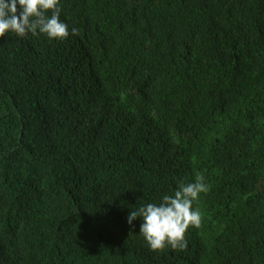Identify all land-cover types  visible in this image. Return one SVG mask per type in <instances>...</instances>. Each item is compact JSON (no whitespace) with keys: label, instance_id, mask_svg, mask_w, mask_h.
Segmentation results:
<instances>
[{"label":"trees","instance_id":"1","mask_svg":"<svg viewBox=\"0 0 264 264\" xmlns=\"http://www.w3.org/2000/svg\"><path fill=\"white\" fill-rule=\"evenodd\" d=\"M59 8L66 39L0 37V264H264V0ZM198 175L151 250L128 214Z\"/></svg>","mask_w":264,"mask_h":264},{"label":"clouds","instance_id":"2","mask_svg":"<svg viewBox=\"0 0 264 264\" xmlns=\"http://www.w3.org/2000/svg\"><path fill=\"white\" fill-rule=\"evenodd\" d=\"M59 17V0H0V37L12 32L20 37L39 33L49 39H66L68 26ZM72 34H78V30L73 28ZM207 191L204 177L198 175L193 182H181L174 195H164L160 203L131 210L127 221L131 225L137 217H142L139 232L151 250L163 251L166 246L185 250L187 229L201 225V214L198 209L193 210V202Z\"/></svg>","mask_w":264,"mask_h":264}]
</instances>
